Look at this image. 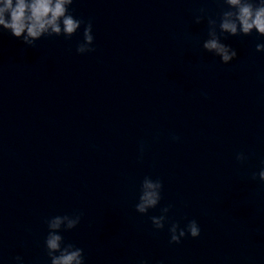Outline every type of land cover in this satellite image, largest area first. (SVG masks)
<instances>
[{
	"label": "clouds",
	"instance_id": "9594fccd",
	"mask_svg": "<svg viewBox=\"0 0 264 264\" xmlns=\"http://www.w3.org/2000/svg\"><path fill=\"white\" fill-rule=\"evenodd\" d=\"M226 8L219 15V34L217 32V19L208 17V38L203 42V49L220 57L224 64L237 58V51L221 41L222 34L230 36L250 35L255 31L264 36V0H221ZM73 0H0V30L10 32L18 39L23 40L27 46H35V42L44 36L72 37L84 24V21L75 18L69 11ZM202 15L196 17V23L204 19L205 9H200ZM94 36L92 23L84 24L83 41L77 44L76 52L84 54L92 52ZM256 51H264V43L256 44ZM178 140V137H173ZM141 145V157L143 155ZM236 159L243 162L246 156L238 153ZM258 175L264 182V168ZM162 182L146 176L140 185V194L135 210L146 214L150 209L156 208L161 200ZM170 207V206H169ZM169 207L161 209V215L150 217L155 229L165 227ZM83 213L76 212L71 215H56L46 220L48 234L44 241L50 264H84L83 249L72 243H65L61 230L74 229L81 220ZM170 243H180L181 238L189 234L196 238L200 236V228L196 220H190L184 228L179 223H172L169 227ZM16 264H22V257H15ZM140 264H147L141 261Z\"/></svg>",
	"mask_w": 264,
	"mask_h": 264
}]
</instances>
